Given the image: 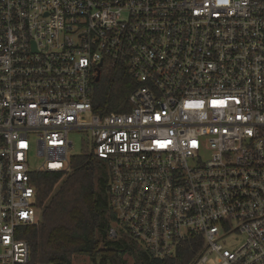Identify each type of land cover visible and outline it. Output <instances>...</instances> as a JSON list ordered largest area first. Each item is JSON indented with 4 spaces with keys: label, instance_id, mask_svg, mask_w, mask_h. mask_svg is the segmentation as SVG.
<instances>
[{
    "label": "built area",
    "instance_id": "built-area-1",
    "mask_svg": "<svg viewBox=\"0 0 264 264\" xmlns=\"http://www.w3.org/2000/svg\"><path fill=\"white\" fill-rule=\"evenodd\" d=\"M104 61L132 79L121 112L93 111ZM70 131L106 166L109 238L264 264V0H0V264L29 262L31 143L63 172Z\"/></svg>",
    "mask_w": 264,
    "mask_h": 264
},
{
    "label": "trees",
    "instance_id": "trees-1",
    "mask_svg": "<svg viewBox=\"0 0 264 264\" xmlns=\"http://www.w3.org/2000/svg\"><path fill=\"white\" fill-rule=\"evenodd\" d=\"M92 86L95 113L128 109L127 96L134 85L125 68L104 61ZM30 179L40 219L19 230L29 245L28 264H71L75 254L88 256L91 264H126V256L132 264H194L202 250L200 237L191 235L172 255L155 259L127 234L109 238L115 214L109 203L108 172L89 151L71 156L63 172H36Z\"/></svg>",
    "mask_w": 264,
    "mask_h": 264
},
{
    "label": "rangeland",
    "instance_id": "rangeland-1",
    "mask_svg": "<svg viewBox=\"0 0 264 264\" xmlns=\"http://www.w3.org/2000/svg\"><path fill=\"white\" fill-rule=\"evenodd\" d=\"M68 139L71 140L73 146L72 149L68 151V156H74L82 153L84 150L88 151L90 150V144H89V139H88V134L86 132L82 131H70L68 133ZM42 163L43 159L41 157H38L36 155V149L35 145L31 143L30 150L28 153V166L29 169L32 172H37L42 170ZM35 201V200H34ZM33 214L35 216V219L38 221L40 219V210L38 207L33 208ZM241 237L237 236L234 237L232 240L233 244L236 245L241 241ZM230 241V238L227 237L224 239V245H227ZM230 246V245H228ZM126 264H132V260L129 256H126ZM71 264H91V260L88 256L82 255V254H75L72 257V262ZM206 264H217L216 260L214 259L213 256H210L208 258V262Z\"/></svg>",
    "mask_w": 264,
    "mask_h": 264
},
{
    "label": "water",
    "instance_id": "water-1",
    "mask_svg": "<svg viewBox=\"0 0 264 264\" xmlns=\"http://www.w3.org/2000/svg\"><path fill=\"white\" fill-rule=\"evenodd\" d=\"M101 66V63L98 64V67ZM99 80V69H97V74L94 78V82H97Z\"/></svg>",
    "mask_w": 264,
    "mask_h": 264
},
{
    "label": "flooded vegetation",
    "instance_id": "flooded-vegetation-1",
    "mask_svg": "<svg viewBox=\"0 0 264 264\" xmlns=\"http://www.w3.org/2000/svg\"><path fill=\"white\" fill-rule=\"evenodd\" d=\"M99 77H100V74H99Z\"/></svg>",
    "mask_w": 264,
    "mask_h": 264
}]
</instances>
